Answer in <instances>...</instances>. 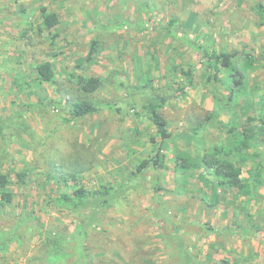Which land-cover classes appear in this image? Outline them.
Masks as SVG:
<instances>
[{
    "label": "rangeland",
    "instance_id": "obj_1",
    "mask_svg": "<svg viewBox=\"0 0 264 264\" xmlns=\"http://www.w3.org/2000/svg\"><path fill=\"white\" fill-rule=\"evenodd\" d=\"M258 5L264 0H0V120L14 114L0 133V174L10 176L12 194L10 204L0 201V231L12 232L0 264H66L51 254L45 232H72L88 209H73L60 195L129 184L139 161L158 148L164 168L150 167L136 189L98 211L86 238L92 263L172 264L167 230L207 264H264V186L246 195L218 191L210 200L211 189L194 170L177 192L172 141H161L145 113L130 108L141 95L175 94L185 83L181 71L191 68L192 87L162 109L168 130L192 136L176 141L191 156L225 145L226 123L246 125L245 97L264 105V63L245 71L247 93L235 89L231 101L224 74L208 70L186 42L208 52L237 51L241 65L244 48L264 49ZM41 8L57 16L50 30L42 28ZM170 19L177 38L164 29ZM93 41L98 47L89 61ZM44 62L53 67V83L38 79L36 66ZM71 76L97 78L100 86L85 93ZM83 101L129 110L70 118V106ZM253 152L241 168L249 185L254 162L264 172V140L252 143L247 153ZM19 172L26 173L23 183Z\"/></svg>",
    "mask_w": 264,
    "mask_h": 264
},
{
    "label": "trees",
    "instance_id": "obj_2",
    "mask_svg": "<svg viewBox=\"0 0 264 264\" xmlns=\"http://www.w3.org/2000/svg\"><path fill=\"white\" fill-rule=\"evenodd\" d=\"M258 11L262 21L264 22V5H258ZM42 17V28L50 30L58 23L57 16L49 13L46 8L40 9ZM176 24L175 19H170L164 29L171 36L176 37L173 27ZM177 38V37H176ZM189 47L200 57V60H205L208 70H213L214 73L222 72L224 74V81L230 90V100L233 99L235 89L245 91L244 74L248 69H255L257 65L254 63L260 61L264 63V49L255 54L251 49L244 48L243 53L245 58L241 65H237L235 58L239 54L237 51L233 52H216L212 50L208 52L198 44L186 42ZM98 42L93 41L88 53L87 59L93 60L96 56ZM260 65V63H258ZM36 72L39 81L45 83L54 82V70L49 62H44L36 66ZM184 76L185 83L178 84L175 94L163 95L156 94L154 96L141 95V99L135 101L130 108L140 109L145 113L147 120L151 126L155 128L156 136L161 141H172L171 158L174 164V171L178 176L175 178L177 192L185 187L189 178L195 176L194 170H198L197 178L204 185L211 189L212 194L210 200H214L218 191L237 189L240 195L251 193L252 190H258L264 186V172L257 162L253 163L252 183L249 185L246 180L241 178L242 166L252 157H256L255 153H247L251 149L252 143L257 142L260 138L264 140V105L260 101H250L245 97L244 105L245 113H247L246 125L242 129H236L235 122L231 121L225 124L226 127V143L225 145L214 144L210 148L203 150L201 153H196L191 156L189 150H180L177 148L176 141L178 139H185L190 141L192 136L182 134L173 136L168 130V123L162 115V109L173 98L184 96L187 90L193 85L192 69L181 71ZM68 80L74 82L83 92L93 93L99 86L100 81L94 77H68ZM74 80V81H73ZM250 92V91H249ZM247 92H244V95ZM47 104H55L47 100ZM30 107V106H29ZM129 107L120 106L115 103H99L93 104L87 101L74 103L67 110L70 118H81L91 114H97L101 111H111L114 113L125 114ZM16 115L20 114L19 111L15 112ZM14 114L11 117L0 120V133L4 129V125L8 121L14 119ZM195 134V132H194ZM154 142V138H151ZM162 169L163 156L161 149H157L154 155L139 161L135 167L137 176L129 183L123 184L118 188L111 186L99 185V188L94 191H87L82 187L74 188L71 193H62L59 197L60 201L73 209H88V214L85 220L80 223L72 232L68 234L45 232L47 234V244L50 247L51 254L65 261L66 264H93L86 244L87 234L92 226L97 223V214L100 209H105L118 197H123L129 190H134L139 186V180L142 179L145 172L150 168ZM207 175L210 177L208 178ZM18 181L23 183L26 173L19 172L16 174ZM50 178V175H47ZM10 176L8 174H0V201L2 204H10L12 201V194L6 191L7 186L10 184ZM184 184V187H183ZM201 230L208 233H215V231L208 227L201 225ZM41 230V229H40ZM12 232L0 231V248L5 241L12 238ZM163 240L167 245L170 260L172 264H207L204 261L198 260L194 257L185 242V238L177 235L173 231L168 233L167 230L162 233Z\"/></svg>",
    "mask_w": 264,
    "mask_h": 264
}]
</instances>
